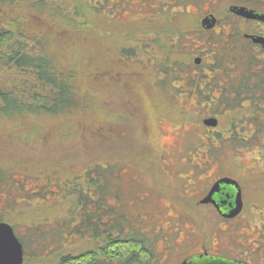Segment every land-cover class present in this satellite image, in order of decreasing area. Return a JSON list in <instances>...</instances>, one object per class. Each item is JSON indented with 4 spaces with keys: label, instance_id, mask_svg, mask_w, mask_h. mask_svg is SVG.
Instances as JSON below:
<instances>
[{
    "label": "rangeland",
    "instance_id": "rangeland-1",
    "mask_svg": "<svg viewBox=\"0 0 264 264\" xmlns=\"http://www.w3.org/2000/svg\"><path fill=\"white\" fill-rule=\"evenodd\" d=\"M92 1L106 21L89 29L37 13L20 22L73 76L79 105L56 116L0 117V216L21 240L25 264H57L60 256L93 246L75 236L58 195L97 165L113 173L101 190L105 212L148 239L149 264L178 263L202 246L242 263L264 264V164L257 147L233 142L252 133L245 122L233 130L229 125L237 95L206 92L197 105L174 99L186 80L175 71L179 62L192 64L202 52L203 65L213 64L206 74H221L215 84L224 86L236 84L244 60L259 59L252 48L244 53L238 44L230 50L235 44L228 33L254 29L228 11L244 0ZM207 14L217 20L212 33L200 30ZM209 117H217L215 127L203 124ZM263 137L259 132L257 142ZM225 176L238 181L244 201L230 222L199 202Z\"/></svg>",
    "mask_w": 264,
    "mask_h": 264
},
{
    "label": "trees",
    "instance_id": "trees-1",
    "mask_svg": "<svg viewBox=\"0 0 264 264\" xmlns=\"http://www.w3.org/2000/svg\"><path fill=\"white\" fill-rule=\"evenodd\" d=\"M251 1L230 5L264 13V0H253L256 5ZM128 4L127 9L131 6ZM96 6L92 0H0V117L56 116L78 109L76 87L71 83L73 76L63 70L57 57L46 48L40 37L29 36L19 26L23 19L30 20L37 13L48 16L54 23L79 24L89 29L93 27L91 23L106 21ZM163 21L168 23L166 28L170 26L173 29L168 17H164ZM244 70L248 76L238 87L232 88V93L241 97L236 96L239 108L236 107L231 114L233 117L229 125L233 130L242 122L246 123L252 133L243 138L235 136L233 142L257 147L259 159L264 164V137L261 143L256 140L259 132L264 133V58H256L250 63L247 60ZM242 98L247 102L239 105L238 101ZM106 169L98 165L88 169L79 182L75 185L69 183L59 193L61 203L67 205L66 222L73 223L78 239L92 242L93 246L77 255L60 256L57 264H149L153 259L148 239L132 229H126L127 226L122 225L123 218H113L109 216L110 212H105L106 228L101 230L98 208L106 205L101 198V190L106 184L105 176L113 175ZM82 183L86 185L85 191ZM91 199L96 200L93 203L98 211L95 215L89 211ZM115 211L112 210L113 213Z\"/></svg>",
    "mask_w": 264,
    "mask_h": 264
},
{
    "label": "flooded vegetation",
    "instance_id": "flooded-vegetation-1",
    "mask_svg": "<svg viewBox=\"0 0 264 264\" xmlns=\"http://www.w3.org/2000/svg\"><path fill=\"white\" fill-rule=\"evenodd\" d=\"M229 7H231V6H229ZM229 7H228V9H229ZM245 8H247L249 10H252V11H254L255 13H257L259 15H264V13L262 11H260V10H257V9L255 10V9L248 8V7H245ZM207 15H209V14H207ZM207 15H205V16H207ZM231 15H233L236 19H239L241 21H245V22L249 23L250 25H254V29L250 30V32H247V33H240V31H238L239 28H237V27L234 28V29L232 28L233 30L230 33H228L227 36H229V37L234 36L232 41H233V44H235V45H234V47L231 46L230 50L231 51L232 50H236L237 47H240V46H238V44H239L243 48L244 53H249L250 50H251L250 48H252L253 49L252 51H254L257 55H259L261 59L264 58V47L261 46L260 44H254L251 41V39L246 37V36H260V37L264 38V23L261 22V21L245 20V19H243L241 17H238V16H236V15H234L232 13H231ZM205 16H203V17H205ZM216 27H217V24L211 30H203L202 28H200V27L199 28H200L202 33H212V32L215 31ZM196 50H198V49H196ZM196 59H198V63L195 62ZM246 61L247 60H244V62L242 64L243 69L246 66ZM211 65H213V64L211 63V64H208V65H206V64L203 65L202 52H201V55L198 54L197 56L193 57L192 64L188 63L187 65H184V64L182 65L179 62L177 64L176 68H175V71L176 72L177 71L178 72L181 71L182 73L180 72V74H182L184 76V78H186V80H185V84L183 85V87H181L179 85L180 88L182 89V92H180L179 94L175 95L174 99H176L177 97H183L186 100L194 99L195 105H197L198 101L200 100V97L203 96L204 93H206V92H209L211 94H213L214 92L222 93L223 91H230V90H231V92H233L232 88L233 87H238V85L241 84L240 82L243 81V79L248 76V72H246L245 70L244 71L241 70L240 73L237 74V76L234 75L235 78L233 77L234 78L233 80H235L236 84L232 83V85H231V84H229L230 82H227V83L225 82L224 86H223L222 83L221 84H218V83L215 84V80L216 79H221V76H220L221 74H211V75L206 74V72H208V73L212 72V69H210ZM229 79H232V77H230ZM184 88L188 89V92L186 94H184L185 93L184 92ZM153 92L154 93H158L159 98H160V96L163 97V95H162V93L160 92L159 89L157 91L156 89L153 88ZM184 104H186V103L184 102ZM209 118H214V119H216L218 121L217 117H209ZM205 130L207 132L211 133V134H214L213 133L214 132L213 128H207L206 127ZM1 173H4V172L2 170H0V174ZM225 177H229V176H225ZM221 178H223V177H221ZM229 178H231V177H229ZM219 179L220 178H218L215 181H213L210 184L209 189ZM232 179H234V178H232ZM0 180H1V178H0ZM234 180H236V179H234ZM12 181H13V179H12ZM16 186L18 187V186H21V185H20V183L17 184V182H16L15 187ZM209 189L207 190V192L205 193L204 196H206V194L208 193ZM240 189H241V187H240ZM241 197H242V203L244 205L242 190H241ZM200 200H202V199H200ZM200 200H199V202H200ZM94 202H96L95 199H91L90 200L89 211H90L91 215H95L98 212L97 209H96V206L93 204ZM212 208L215 210V212H217L216 209L213 206H212ZM98 209H99V218L101 220V225H102L101 230L105 231V228H106L105 207L102 206V207H100ZM217 214H218V212H217ZM236 218H234V219H224V218L221 217V220H223L224 222L225 221L226 222H230V221H234ZM8 222H10V221L7 220L5 216H0V223H6V224H8L11 227L13 232H14V235L16 236V238L18 239V241L22 245L21 240L17 237V235H16V233L14 231V227H12V225L9 224ZM184 229L185 228H183L182 230H184ZM182 230H180V231H182ZM180 231L176 234V237L180 233ZM185 232H187V231L185 230ZM103 238L104 237L102 236V239H101V242H100V246H101V244L103 242ZM176 244H178V243H176ZM22 249H23V262H22V264H24V261H25L26 258H25V251H24L23 245H22ZM202 256H211V257L225 258V259H227L226 257H228L229 259H231L233 261L241 262V261H237L234 258H231L230 256L221 255V253H218V252L217 253L210 252L204 246H202L201 249L198 250L197 252H192L191 254L189 253V254L185 255V257L182 256L181 260L178 263H176V261H175L174 264H186L188 261L190 262L191 259H193V258H201ZM245 264H247V263H245Z\"/></svg>",
    "mask_w": 264,
    "mask_h": 264
},
{
    "label": "water",
    "instance_id": "water-1",
    "mask_svg": "<svg viewBox=\"0 0 264 264\" xmlns=\"http://www.w3.org/2000/svg\"><path fill=\"white\" fill-rule=\"evenodd\" d=\"M229 12L245 20L261 21L264 23V15H259L245 7L231 6ZM216 18L209 14L200 21L203 30H211L216 25ZM254 44L264 47V38L260 36H246ZM198 63V59L195 60ZM203 124L207 127H215L217 121L214 118L206 119ZM200 204L212 205L220 217L224 219L236 218L243 208L241 189L238 182L229 177L217 180L209 189L206 196L200 200ZM192 261V262H191ZM22 245L14 235L12 228L6 223H0V264H22ZM186 264H245L225 258L202 256L193 258Z\"/></svg>",
    "mask_w": 264,
    "mask_h": 264
}]
</instances>
